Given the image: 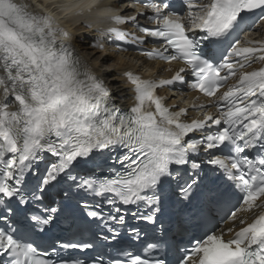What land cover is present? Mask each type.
I'll list each match as a JSON object with an SVG mask.
<instances>
[{"label":"snow or ice","instance_id":"1","mask_svg":"<svg viewBox=\"0 0 264 264\" xmlns=\"http://www.w3.org/2000/svg\"><path fill=\"white\" fill-rule=\"evenodd\" d=\"M139 2L62 0L45 12L0 0V264H264V36L242 40L264 23V0H179L187 24L176 0L114 11ZM57 16L102 25L81 37L88 48L133 46L186 67L159 80L123 73L133 100L123 111ZM165 87L207 98L191 106L202 117L169 107ZM238 218L225 239L222 225ZM176 233L191 236L172 259ZM33 235L51 237L50 249Z\"/></svg>","mask_w":264,"mask_h":264},{"label":"bare ground","instance_id":"2","mask_svg":"<svg viewBox=\"0 0 264 264\" xmlns=\"http://www.w3.org/2000/svg\"><path fill=\"white\" fill-rule=\"evenodd\" d=\"M56 1L57 0H26V3L35 5L36 11H42L43 8L52 9L51 6L56 3ZM113 2L114 1L110 3ZM68 27L79 38L92 35V30L84 27L81 24L79 26L70 24ZM93 36L94 35H92L91 37ZM85 41L88 42L87 39H84L83 43ZM76 49L81 58L89 63L90 66L94 67V69L100 74L101 78H104L105 82L108 83V85L114 91L115 96L123 98L129 95L128 86L124 83L122 73L126 70V68L135 66L136 63L134 64L132 59H129L126 56H113L106 54V52H98L91 48H88L87 45L80 46L77 44ZM146 66L155 71H159L161 69V66L157 68H152L151 64H146ZM114 75L116 76V79L112 78ZM115 84H120L122 85V87H113V85Z\"/></svg>","mask_w":264,"mask_h":264},{"label":"clouds","instance_id":"3","mask_svg":"<svg viewBox=\"0 0 264 264\" xmlns=\"http://www.w3.org/2000/svg\"><path fill=\"white\" fill-rule=\"evenodd\" d=\"M57 19H59V20L61 21V23L65 24V26H69V25L71 24L70 22L64 20V19H63L62 17H60V16H57ZM100 26H102V25H100Z\"/></svg>","mask_w":264,"mask_h":264},{"label":"rangeland","instance_id":"4","mask_svg":"<svg viewBox=\"0 0 264 264\" xmlns=\"http://www.w3.org/2000/svg\"><path fill=\"white\" fill-rule=\"evenodd\" d=\"M78 45H80V46H81V44H78Z\"/></svg>","mask_w":264,"mask_h":264}]
</instances>
